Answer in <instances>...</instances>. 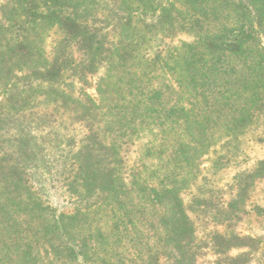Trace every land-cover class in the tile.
<instances>
[{
    "label": "trees",
    "instance_id": "16d2710c",
    "mask_svg": "<svg viewBox=\"0 0 264 264\" xmlns=\"http://www.w3.org/2000/svg\"><path fill=\"white\" fill-rule=\"evenodd\" d=\"M263 116L264 0L0 3V264H192L191 214L215 207L199 161ZM45 118L54 137L36 136ZM238 177L218 211L245 201L264 160Z\"/></svg>",
    "mask_w": 264,
    "mask_h": 264
},
{
    "label": "rangeland",
    "instance_id": "374dc122",
    "mask_svg": "<svg viewBox=\"0 0 264 264\" xmlns=\"http://www.w3.org/2000/svg\"><path fill=\"white\" fill-rule=\"evenodd\" d=\"M8 2L10 0H0V3ZM175 41L176 39H173L167 43H174ZM88 83L87 93L96 98L94 78L89 77ZM46 119L42 120L43 126L36 136L54 137V135H45L44 128L48 127ZM66 132L71 138L75 134L71 128L67 129ZM226 151L229 153H225L224 158L215 160L213 155L208 154L199 161L200 189L215 207L208 216L200 215V219L191 214L192 219L196 218L195 224L197 225V243L193 250L195 258L192 264H229L231 263L230 259L244 254L249 256L247 260H239L241 264H264V215L256 210V206L264 209V177L257 180L254 186L245 191V201L235 208L233 213L226 209H220L221 211L217 209L231 200L235 193L234 183L240 178L238 176L249 173L258 162L264 160V116L256 120L240 138V145L237 148H228ZM44 153L52 155L51 157L56 155L53 152H47L45 149L43 155L46 156ZM219 153L223 154L222 151ZM213 158L215 164L211 166L210 162ZM41 192L47 197L46 199L49 200L53 208L61 210L67 206L68 198L65 189H62L60 184L55 182L52 186L51 182H46L44 186L42 184ZM189 192H182V198L186 204L191 197ZM235 236L243 239L239 241L242 246L220 247V251L214 248V246L222 243H227L228 246L233 243Z\"/></svg>",
    "mask_w": 264,
    "mask_h": 264
}]
</instances>
